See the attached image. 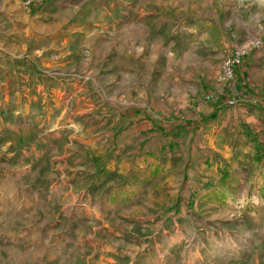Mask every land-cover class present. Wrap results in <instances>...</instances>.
I'll return each instance as SVG.
<instances>
[{
    "label": "rangeland",
    "instance_id": "374dc122",
    "mask_svg": "<svg viewBox=\"0 0 264 264\" xmlns=\"http://www.w3.org/2000/svg\"><path fill=\"white\" fill-rule=\"evenodd\" d=\"M263 37L264 0H0V264H264V47L204 100Z\"/></svg>",
    "mask_w": 264,
    "mask_h": 264
},
{
    "label": "built area",
    "instance_id": "2783aa9c",
    "mask_svg": "<svg viewBox=\"0 0 264 264\" xmlns=\"http://www.w3.org/2000/svg\"><path fill=\"white\" fill-rule=\"evenodd\" d=\"M32 2L25 3L26 9L31 7ZM264 47V37L253 41L249 46L235 49L230 56H228L222 66L221 75L218 78V83L225 87L221 91L208 92L204 95V100L221 105V103L228 106H236L244 101L243 94L239 89L234 87L237 83L238 71L241 70L245 64L248 56L255 50H260Z\"/></svg>",
    "mask_w": 264,
    "mask_h": 264
},
{
    "label": "trees",
    "instance_id": "16d2710c",
    "mask_svg": "<svg viewBox=\"0 0 264 264\" xmlns=\"http://www.w3.org/2000/svg\"><path fill=\"white\" fill-rule=\"evenodd\" d=\"M212 117L216 118V115H213ZM255 160L257 163H260L261 161H263L264 160V151H262L261 154H257L255 156Z\"/></svg>",
    "mask_w": 264,
    "mask_h": 264
},
{
    "label": "crops",
    "instance_id": "0c3cea01",
    "mask_svg": "<svg viewBox=\"0 0 264 264\" xmlns=\"http://www.w3.org/2000/svg\"><path fill=\"white\" fill-rule=\"evenodd\" d=\"M211 104H206V105H200L201 107H202V109H204V111L205 112H202V113H206V112H208V111H210L209 110V108H211V106H210ZM205 117V116H204ZM218 119V114L216 115V118H214L212 121H215V120H217Z\"/></svg>",
    "mask_w": 264,
    "mask_h": 264
}]
</instances>
